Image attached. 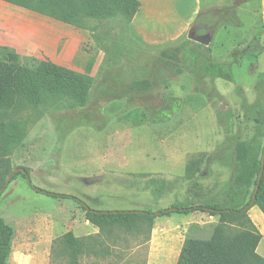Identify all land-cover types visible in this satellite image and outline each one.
Masks as SVG:
<instances>
[{"label": "rangeland", "instance_id": "rangeland-1", "mask_svg": "<svg viewBox=\"0 0 264 264\" xmlns=\"http://www.w3.org/2000/svg\"><path fill=\"white\" fill-rule=\"evenodd\" d=\"M200 7L208 33L154 42L118 18L81 31L0 0V47L92 80L83 106L62 100L31 114L25 136L1 149L10 172L29 169V182L12 176L0 194V219L14 230L7 264H199L206 250L222 254L239 227L217 216L82 208L156 214L248 202L253 187L231 182L235 145L256 137L258 155L264 146V0ZM141 80L147 88H131ZM257 215L264 220L257 207L246 213L264 258ZM68 232L100 235L111 253L73 260L60 242Z\"/></svg>", "mask_w": 264, "mask_h": 264}, {"label": "trees", "instance_id": "trees-1", "mask_svg": "<svg viewBox=\"0 0 264 264\" xmlns=\"http://www.w3.org/2000/svg\"><path fill=\"white\" fill-rule=\"evenodd\" d=\"M13 5L55 19L61 23L78 28L89 29L88 20H104L121 17L130 23L139 9L137 0H10ZM200 47V45H197ZM255 52L253 56L257 55ZM14 50L0 47V153L2 148L10 143L19 142L26 134L31 123V114H41L43 109L55 106L59 101H66L71 107L83 106L89 95L92 80L77 71L65 68L49 61L26 60ZM145 80L134 81L133 89H145ZM4 148V150H5ZM256 137L238 142L234 148L235 164L233 170V187H253L247 203L237 208H216L202 205L187 207H172L156 214L144 212L145 216L156 218L171 214H190L193 212L207 213L217 216L221 224H233L238 230L230 233L226 246H221L222 254L212 250L203 252L199 264H264V258L257 253L261 240L246 213L257 207L264 216V161L261 166V156L264 146L260 149ZM26 174L29 169L23 168ZM261 177L258 181L260 170ZM10 172L9 166L0 160V189L4 186ZM22 175L13 174V178ZM187 179L192 177L185 172ZM26 179V178H25ZM257 186L252 205L250 201ZM49 195H54L48 193ZM64 196V195H54ZM82 206V205H81ZM88 215L94 212L82 206ZM103 217L116 215L134 216V213L116 211L96 213ZM234 219V221H233ZM14 230L0 219V264H7L11 253V243ZM62 251L76 260L79 255L89 253L95 256L109 255L110 249L100 235L78 239L71 232L60 239Z\"/></svg>", "mask_w": 264, "mask_h": 264}, {"label": "crops", "instance_id": "crops-1", "mask_svg": "<svg viewBox=\"0 0 264 264\" xmlns=\"http://www.w3.org/2000/svg\"><path fill=\"white\" fill-rule=\"evenodd\" d=\"M137 1L139 2L140 6L130 23H127L126 20L121 17H113L95 21L107 22L109 20L118 18L124 25V31L130 28V30L134 31V33L140 37L141 41H145L146 39H151L154 42L174 41L181 37L186 31H193L196 34L208 33L207 30L210 26L208 27V22L203 20L204 12L207 11L201 10V0ZM38 15L47 17L41 14ZM65 25L71 26L81 31L85 30L83 28H78L69 24ZM257 220L258 223L264 227L263 218L257 215Z\"/></svg>", "mask_w": 264, "mask_h": 264}, {"label": "water", "instance_id": "water-1", "mask_svg": "<svg viewBox=\"0 0 264 264\" xmlns=\"http://www.w3.org/2000/svg\"><path fill=\"white\" fill-rule=\"evenodd\" d=\"M196 42H198L199 44H202L203 42L200 41V40H197ZM203 44H206V43H203ZM263 161H264V151L262 153V156H261V166H263ZM17 172H20L22 173L23 175H25V178L26 180L29 182V178H28V175L26 174L25 170L23 168H17L15 170L12 171V173L7 177L6 181H5V184L4 186L0 189V194L2 193V191L5 189V187L8 185L11 177L13 176L14 173H17ZM261 174H262V169L260 170V173H259V176H258V181L259 182V179L261 177ZM35 190L38 191V189L35 188ZM256 190H257V186L255 187L254 191H253V197H252V200L250 201V205H252L253 201H254V198H255V194H256ZM94 213H99V212H96V211H93ZM104 213H107V212H104ZM128 213H134V214H143L144 212H140V211H128Z\"/></svg>", "mask_w": 264, "mask_h": 264}]
</instances>
